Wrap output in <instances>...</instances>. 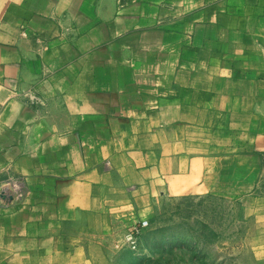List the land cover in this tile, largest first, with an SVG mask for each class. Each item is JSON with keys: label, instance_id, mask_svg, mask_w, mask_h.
<instances>
[{"label": "crops", "instance_id": "obj_1", "mask_svg": "<svg viewBox=\"0 0 264 264\" xmlns=\"http://www.w3.org/2000/svg\"><path fill=\"white\" fill-rule=\"evenodd\" d=\"M262 175L264 0H0V264H113L160 200Z\"/></svg>", "mask_w": 264, "mask_h": 264}, {"label": "rangeland", "instance_id": "obj_2", "mask_svg": "<svg viewBox=\"0 0 264 264\" xmlns=\"http://www.w3.org/2000/svg\"><path fill=\"white\" fill-rule=\"evenodd\" d=\"M145 219L136 248L127 234L142 220L112 242L113 264H264V185L171 196Z\"/></svg>", "mask_w": 264, "mask_h": 264}, {"label": "built area", "instance_id": "obj_3", "mask_svg": "<svg viewBox=\"0 0 264 264\" xmlns=\"http://www.w3.org/2000/svg\"><path fill=\"white\" fill-rule=\"evenodd\" d=\"M13 188V183L8 181L7 183L0 184V199L5 200L9 197L10 191ZM149 225L147 219H142L139 223H136L131 227L127 234V240L131 244L132 248H136L137 243V235L141 233V231Z\"/></svg>", "mask_w": 264, "mask_h": 264}]
</instances>
